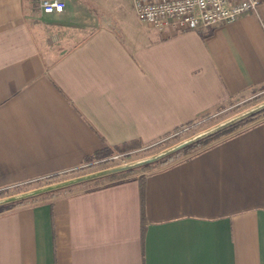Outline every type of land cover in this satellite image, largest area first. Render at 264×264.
<instances>
[{"label": "crops", "instance_id": "0c3cea01", "mask_svg": "<svg viewBox=\"0 0 264 264\" xmlns=\"http://www.w3.org/2000/svg\"><path fill=\"white\" fill-rule=\"evenodd\" d=\"M63 1L44 14L0 0V190L264 92V0L183 33L134 5L114 23ZM0 264H264V120L149 172L0 209Z\"/></svg>", "mask_w": 264, "mask_h": 264}, {"label": "built area", "instance_id": "2783aa9c", "mask_svg": "<svg viewBox=\"0 0 264 264\" xmlns=\"http://www.w3.org/2000/svg\"><path fill=\"white\" fill-rule=\"evenodd\" d=\"M263 0H133L138 19L159 31L183 33L233 23L255 12ZM44 14H60L63 0H39ZM119 157H113V160Z\"/></svg>", "mask_w": 264, "mask_h": 264}, {"label": "rangeland", "instance_id": "374dc122", "mask_svg": "<svg viewBox=\"0 0 264 264\" xmlns=\"http://www.w3.org/2000/svg\"><path fill=\"white\" fill-rule=\"evenodd\" d=\"M83 5L87 9H90V11H87V12L89 14L90 13L94 14L97 17L99 22H102V19H107L109 21L112 20L114 23H116V22H119V20H122V19H131L132 17L134 18L133 0H84ZM83 15H85V14H83ZM263 100H264V92L261 93L260 95H258L256 98H254V99H252L250 101H247V102H238V101H236L234 103H231L227 107L221 108L217 112L211 114L208 119H205L204 121L201 122V127L199 129L194 130V131L191 130V129L190 130L189 129L186 130V132H185L186 136L184 138L179 140L178 138L174 137L175 139H170L168 141L165 140L168 145L165 146L164 148L163 147L159 148V146H158L159 143H154V144H151V145H147L142 150L143 152H132V156L130 158H128V159H126L124 157H119L118 159L113 160V158H112V161L109 162L108 164L98 165V163H95L93 168H84L85 166H83L80 169H77L75 171L63 174L61 176V178L58 179V180L71 178V177H74V176H78V175L94 172V171L101 170V169H104V168H108V167H111V166H115V165H119V164H122V163L131 162V161H135V160H138V159H141V158L148 157V156L153 155V154H155V153H157V152H159V151H161V150H163V149H165L167 147H170V146L176 144L177 142H180L181 140H183V139H185V138H187V137H189V136H191V135H193V134H195V133H197V132H199L201 130H204V129H206V128L214 125V124H217L218 122H221V121H223V120H225V119H227V118H229V117H231V116H233V115H235V114H237V113H239V112H241V111H243V110H245L247 108H250V107L262 102ZM261 114H259L260 116L257 115V116H259L258 118H256L255 120L249 122L246 125L241 126L236 131L241 130L242 128L248 126L251 123H255V122H259L261 120H264V114L263 115H261ZM253 118H250V119H253ZM236 131H234V132H236ZM232 133L227 134V135H225V136H223V137H221V138H219L217 140H220L222 138H226V137L230 136ZM214 142H212V143H214ZM212 143H210V144H212ZM202 149L193 151V152H191L188 155H192L194 153H197V152H199ZM185 157L186 156H179L178 158H175L169 164L174 163L176 161H180V160H182ZM160 167H163V166H160ZM160 167H156V168H153L151 170H154V169H157V168H160ZM151 170H144L143 168H140V169L135 170L134 173L129 174V175H125V176L138 175V174H141V173L149 172ZM125 176H121L119 178H122V177H125ZM119 178H117V179H119ZM58 180H54V181L42 180V181H38V183L33 184V185L32 184H28V185H23V186H20V187H15V188H12V189H8L7 190L8 193L5 196H9V195L17 194V193H20V192H23V191H27V190H30L32 188H35V187H38V186H42V185H45V184H49V183H52V182H55V181H58ZM107 181H114V180H107V178H106V179L95 181V183L99 184V183H103V182H107ZM50 195H54V194H50ZM45 196H49V195H45ZM42 197H44V196H42ZM38 198H40V197H38ZM35 199H37V198H35ZM35 199H32V200H35ZM32 200H29V201H32ZM29 201H25V202H29ZM0 209H2V208H0Z\"/></svg>", "mask_w": 264, "mask_h": 264}, {"label": "water", "instance_id": "95a60500", "mask_svg": "<svg viewBox=\"0 0 264 264\" xmlns=\"http://www.w3.org/2000/svg\"><path fill=\"white\" fill-rule=\"evenodd\" d=\"M263 112H264V100L250 108H247L204 130H201L181 140L180 142H177L176 144L167 147L148 157L111 166L94 172L74 176L71 178L58 180L17 194L1 197L0 208L29 201L45 195L55 194L77 186H81L98 180L106 179L112 176L134 171L140 168L155 165L169 157L176 155L179 152L184 151L185 149L197 143H200L203 140L209 139L219 133H222L230 128H233Z\"/></svg>", "mask_w": 264, "mask_h": 264}, {"label": "trees", "instance_id": "16d2710c", "mask_svg": "<svg viewBox=\"0 0 264 264\" xmlns=\"http://www.w3.org/2000/svg\"><path fill=\"white\" fill-rule=\"evenodd\" d=\"M263 114H264V112L261 115H263ZM210 115L211 114L205 115L197 121L190 122V123H188V124H186L180 128H177L173 132L167 134L164 138L160 139L159 141L153 142L151 144L159 143L158 144L159 148H162V147L164 148L165 146L168 145L166 141H168L170 139H175V138H178L179 140L184 138L186 136V134H185L186 130L191 129L194 131V130L199 129L201 127V122L204 121L205 119H208L210 117ZM259 116H256L253 119H249V120L241 123L240 125H237L233 128H230V129H228L222 133H219V134H217V135H215L209 139L203 140L200 143H197V144L185 149L184 151L177 153L176 155H174L172 157H169V158H167V159H165V160H163V161H161L155 165L144 167L143 169L144 170H151V169L156 168V167L166 166L170 162H172L175 158H178L179 156H187L188 154H190L193 151L202 149V148L208 146L210 143L216 141L217 139L236 131L241 126L248 124L249 122L255 120ZM151 144H147V145H151ZM147 145L144 144L140 140H134V141H130L128 143H124L121 145H117V146H113V147H106V148L99 150V151L95 152L94 154L86 157V159L84 161V166H85L84 168H93L95 163H98V165L108 164L109 162L112 161V158L115 156L124 157V158L128 159L132 156V152H143L142 150ZM134 172H135V170L121 174V175L112 176V177L107 178V180H115L121 176L129 175V174H132ZM61 176L62 175H55V176L49 177L45 180L46 181H54V180L60 179ZM7 193H8L7 190H0V197L5 196ZM4 208H6V207H4ZM4 208H2V209H4Z\"/></svg>", "mask_w": 264, "mask_h": 264}]
</instances>
